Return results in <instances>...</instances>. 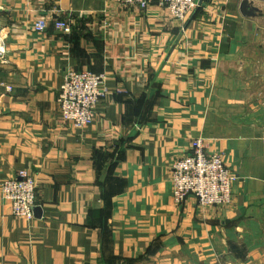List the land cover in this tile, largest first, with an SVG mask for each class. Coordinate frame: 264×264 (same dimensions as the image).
I'll list each match as a JSON object with an SVG mask.
<instances>
[{"label": "crops", "instance_id": "0c3cea01", "mask_svg": "<svg viewBox=\"0 0 264 264\" xmlns=\"http://www.w3.org/2000/svg\"><path fill=\"white\" fill-rule=\"evenodd\" d=\"M241 1L181 21L156 2L0 0V170L31 174L37 202L15 218L0 193V264H264V111L243 112L222 75ZM69 68L104 73L111 91L84 128L61 121ZM197 137L236 176L225 206L173 201L171 166Z\"/></svg>", "mask_w": 264, "mask_h": 264}, {"label": "built area", "instance_id": "2783aa9c", "mask_svg": "<svg viewBox=\"0 0 264 264\" xmlns=\"http://www.w3.org/2000/svg\"><path fill=\"white\" fill-rule=\"evenodd\" d=\"M199 0H115L119 6L146 9L153 3L167 11L170 17L183 21L198 5ZM52 27L64 34L72 30V21L52 16ZM48 21L40 17L34 21L35 31H44ZM5 54V43L0 35V59ZM104 73L69 68L62 76L56 92L61 121L75 128L91 124L95 109L111 94L105 84ZM235 174L224 164L218 153H209L201 137L190 141V151L175 160L171 166L170 182L173 201L182 204L188 195L194 196L201 207H220L231 202ZM0 193L11 206L15 218L30 219L37 208L36 185L33 177L21 169L12 176H2Z\"/></svg>", "mask_w": 264, "mask_h": 264}, {"label": "rangeland", "instance_id": "374dc122", "mask_svg": "<svg viewBox=\"0 0 264 264\" xmlns=\"http://www.w3.org/2000/svg\"><path fill=\"white\" fill-rule=\"evenodd\" d=\"M254 8L253 15H245L244 19L230 25L235 45L224 57L222 74L225 80L239 84L243 94H247L245 101L238 104L243 112L264 111V4ZM260 121L263 124L264 118Z\"/></svg>", "mask_w": 264, "mask_h": 264}, {"label": "water", "instance_id": "95a60500", "mask_svg": "<svg viewBox=\"0 0 264 264\" xmlns=\"http://www.w3.org/2000/svg\"><path fill=\"white\" fill-rule=\"evenodd\" d=\"M204 1L205 0H199L197 7L203 5ZM248 3H249L248 0H242L241 1L240 11L242 12L243 15H248V14L249 15H253V13H254L253 11L255 10V8L254 7H249ZM194 12H195V10H194Z\"/></svg>", "mask_w": 264, "mask_h": 264}, {"label": "trees", "instance_id": "16d2710c", "mask_svg": "<svg viewBox=\"0 0 264 264\" xmlns=\"http://www.w3.org/2000/svg\"><path fill=\"white\" fill-rule=\"evenodd\" d=\"M193 15H194V14H193ZM192 17H193V16H192ZM72 31H73V28H72L71 32H72ZM71 32H70V33H71ZM70 33H69V34H70Z\"/></svg>", "mask_w": 264, "mask_h": 264}]
</instances>
